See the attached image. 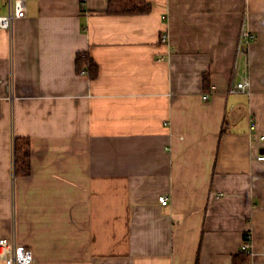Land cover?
<instances>
[{"label": "crops", "instance_id": "crops-1", "mask_svg": "<svg viewBox=\"0 0 264 264\" xmlns=\"http://www.w3.org/2000/svg\"><path fill=\"white\" fill-rule=\"evenodd\" d=\"M109 1L26 0L0 27V238L29 264H239L251 234L264 264V0ZM241 77L250 94L229 91Z\"/></svg>", "mask_w": 264, "mask_h": 264}, {"label": "built area", "instance_id": "built-area-1", "mask_svg": "<svg viewBox=\"0 0 264 264\" xmlns=\"http://www.w3.org/2000/svg\"><path fill=\"white\" fill-rule=\"evenodd\" d=\"M26 0H7V11L5 13L0 10V27L10 29L13 27L14 21L18 18H23L27 13ZM167 35H164V39ZM254 38V34L250 32L246 22L242 26V31L240 35V40L237 48V55L244 54L246 51V46L248 43ZM235 62V66L237 68V62ZM85 72V69L83 70ZM237 74V73H236ZM229 91L231 93H250V81L247 77H241V79H232ZM204 99L209 97V94L203 95ZM251 127L256 128V124L252 117H250ZM257 140H263L264 136L261 135ZM259 160H264V155H259L257 157ZM161 201L165 204L168 203L169 197L167 195H161L159 197ZM246 246H251V242L249 240V235H247V239L245 240ZM252 253V249H251ZM0 257L5 259L7 264H29L34 259L33 251L24 246V245H15L8 238L0 239Z\"/></svg>", "mask_w": 264, "mask_h": 264}, {"label": "trees", "instance_id": "trees-1", "mask_svg": "<svg viewBox=\"0 0 264 264\" xmlns=\"http://www.w3.org/2000/svg\"><path fill=\"white\" fill-rule=\"evenodd\" d=\"M85 1V0H82ZM152 5L147 0H110L108 13H145L151 9ZM76 69L82 72L87 70L90 78L98 75V65L89 56L88 53H79L76 59ZM208 76H205V83ZM206 85V84H205ZM32 171L31 167V142L28 137L15 138V173L18 176L29 175ZM247 259V255L236 256L235 260H240L241 264ZM244 264V263H243Z\"/></svg>", "mask_w": 264, "mask_h": 264}, {"label": "bare ground", "instance_id": "bare-ground-1", "mask_svg": "<svg viewBox=\"0 0 264 264\" xmlns=\"http://www.w3.org/2000/svg\"><path fill=\"white\" fill-rule=\"evenodd\" d=\"M24 18V17H23ZM19 19V18H18ZM15 22V21H14ZM245 23V22H244ZM243 23V24H244ZM243 26V25H242ZM249 28V27H248ZM250 30V32L251 33H253L252 31H251V29H249ZM241 31H242V29H241ZM164 35H167L166 36V38L164 39ZM240 35H241V32H240ZM240 35H239V39H238V43H239V40H240ZM255 34H254V38L248 43V45L255 39ZM168 39V33H164L163 34V40H167ZM248 45L246 46V51H245V53H247V50H248ZM85 72H87V70L85 69ZM250 88H251V84H250ZM250 93H251V91H250ZM250 93H248V94H250ZM256 124V123H255ZM252 128V127H251ZM252 129H255V128H252ZM261 155H264V154H261ZM258 157V156H257ZM165 195V194H164ZM160 200V202L162 203V204H164V205H166L165 203H163L162 201H161V199H159ZM247 235H249V240H250V242H251V246H253L252 245V237H251V234H246V236H244V240H243V242H242V246H241V252L243 253V254H245V255H247V256H249V260L247 261V262H245L244 264H258V263H256L255 261H253V260H251V256H252V254L253 253H251V249H253V248H251V247H249V246H246V244H245V240L247 239ZM2 238H8V237H2ZM1 239V238H0ZM9 240H11V242L13 243V244H17V245H22V244H19V243H17L13 238H11V237H9L8 238ZM25 246V245H24ZM26 247H28V246H26ZM28 248H30V247H28ZM31 250H32V248H30ZM33 251V250H32ZM33 254H34V252H33ZM3 259V258H2ZM3 260H5V259H3ZM34 260V259H33ZM6 262V261H5ZM33 262V261H32ZM31 263V262H30ZM7 264V263H6Z\"/></svg>", "mask_w": 264, "mask_h": 264}]
</instances>
